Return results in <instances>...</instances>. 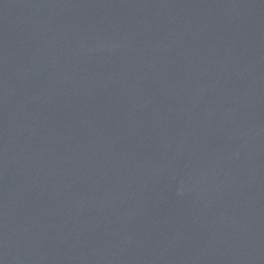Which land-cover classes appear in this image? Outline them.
I'll use <instances>...</instances> for the list:
<instances>
[{"label":"water","instance_id":"water-1","mask_svg":"<svg viewBox=\"0 0 264 264\" xmlns=\"http://www.w3.org/2000/svg\"><path fill=\"white\" fill-rule=\"evenodd\" d=\"M0 264H264V0H0Z\"/></svg>","mask_w":264,"mask_h":264}]
</instances>
